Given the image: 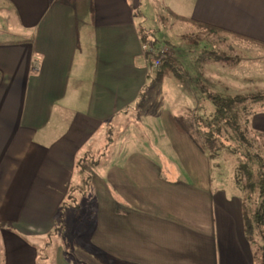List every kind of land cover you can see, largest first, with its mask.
Here are the masks:
<instances>
[{
	"label": "crops",
	"instance_id": "crops-1",
	"mask_svg": "<svg viewBox=\"0 0 264 264\" xmlns=\"http://www.w3.org/2000/svg\"><path fill=\"white\" fill-rule=\"evenodd\" d=\"M4 1L14 9L19 29L0 31L5 36L0 37V264H44L42 249L50 237L55 260L48 264H80L81 257L78 262L61 260L60 247L55 250L61 241L57 234L69 231L64 221L74 208H65L59 218L60 208L68 189L79 184L77 176L80 182L78 155L91 151L103 156L104 127L119 118L121 123L144 101L152 84L165 85L168 98L171 75L160 82L150 80L148 75L154 76L155 71L150 72L142 52L140 29L153 32L155 40L161 28L181 31L183 37L201 36V45L186 49L181 62H175L181 82L191 86L186 89L200 83L195 88L203 95L204 108L207 93L264 92V0ZM146 1L152 5L149 10ZM154 14L161 15L160 24L150 21ZM222 79L228 80L226 87ZM207 85L208 91L203 88ZM252 106L257 111L251 120L263 118V101ZM165 113L149 121L151 126H161L153 139L135 143L141 158L150 157L149 150L166 152L172 114ZM145 145H149L146 151ZM132 165L133 169L103 173L106 183L117 182L121 203L113 206L110 199L111 208L97 215L94 228L110 238L115 235L116 264L165 263L170 247L180 249L173 264H204L206 255L211 264H218L214 218L175 213L168 186L193 195L197 209L199 202L228 207L222 223L242 248L248 242L240 199L226 196L218 180L220 171L213 164L210 169H182L186 176L180 179L175 175L168 179L160 169ZM226 258L229 264L230 253ZM246 260L256 264L248 248Z\"/></svg>",
	"mask_w": 264,
	"mask_h": 264
},
{
	"label": "rangeland",
	"instance_id": "rangeland-1",
	"mask_svg": "<svg viewBox=\"0 0 264 264\" xmlns=\"http://www.w3.org/2000/svg\"><path fill=\"white\" fill-rule=\"evenodd\" d=\"M144 3L146 10H149L152 7V5L148 4L147 1ZM156 11H158V9ZM160 16L161 15L154 14L150 16V21L152 23L160 24L162 21ZM16 21L17 19L12 6H10V4L6 1L0 0V31L18 32L19 27ZM180 34L181 31H169L161 28L158 36L159 40H156V44L154 45L155 50L161 55L170 57L173 61H177V63H179L180 59L186 56V53L184 52L186 49L191 47L197 48L196 46L201 45L199 42L201 36L198 37V34H192L185 37ZM0 37L2 38L5 36ZM219 49L223 52H227V48L224 45H220ZM155 69L156 68L153 66L151 69L149 68L151 73H153ZM174 78L171 76L168 77V98L165 94V85L159 86L152 84L150 89L156 92L152 93L150 92L151 90L148 89L144 101L138 103L136 108H134L130 113H127L121 123L120 120L122 119L119 118L115 123L104 127V138L102 139L100 146H104L105 150L103 151V156L99 158L97 168L92 170L91 186L84 196L79 194L75 195L74 205H76L77 209L68 210L66 213L68 220L66 219L67 221H64L69 229L67 234L65 235V232H62L63 235L59 233L57 234V236L61 238V241L57 243L55 250L57 251V247H60L59 254L61 256V260H66L67 258V260L73 259V261L78 262L80 259L77 261V258L81 257V260L79 261L80 264H86L90 261L94 262V260L100 261L103 264H116L115 235L110 238L108 233H102L99 229L97 231L94 230L97 215L107 213L105 209L111 208L109 200L112 199L114 203L113 206H117L121 203L117 190V182L110 181V183H106V178L104 179L106 174L103 175L105 171H108L109 169H133L134 166L132 164L137 163V166L141 168L136 169H160L163 175H168V179L172 178L173 175H175L173 178L180 179L186 176L185 170L182 169L211 168L213 162L211 163L207 159V156H202L199 150L191 144V141L186 135L178 133L169 119L167 139L168 147L166 152L152 153L150 150L146 151L149 149V145H145V151L148 155L150 154V157L141 158L136 154L139 152L136 151L135 143L137 142L138 144L142 142L140 139H153L152 136L154 131L161 129V126L159 125L158 127L150 125L149 121L154 119V117L156 118L161 116L159 118H163L166 114L165 112L168 113V116L170 114L175 116H184L189 117L191 120L200 116L204 117V114L201 113L204 108L203 104H201L203 95L199 92V89L195 88V85L197 86V84L199 85L200 83L194 82V87L190 88L192 90L191 91L185 88V86L189 85L182 83L184 82L182 76L179 79ZM203 81L204 84L208 83V80ZM221 82V85L223 86L228 85V80L226 79H222ZM253 83L258 85L255 80ZM241 85L242 87H245L244 84ZM255 85L254 87L258 88V86ZM203 88L207 91L210 89L208 85ZM257 88L254 89L257 90ZM262 94H264L263 90H257L253 93H240L236 95L259 96ZM221 95L236 96L235 94L229 95L228 93ZM262 101L264 108V99ZM251 119L252 116L249 118L250 127L256 133L255 135L252 133L251 136L254 135L257 139L256 141H261V139L264 140V117L255 121H252ZM145 123H147V127L142 125ZM125 129H127V131H125ZM156 144L164 145V143ZM88 148H91V146ZM124 153L125 157L123 155ZM126 154H131V157ZM81 155L82 153L78 155L76 164ZM150 162L155 164L156 168H154ZM216 163L217 164L213 166V169H218L220 171V177H218V180H220L219 182L221 183L222 190L226 192V196H229L232 199H240L241 203V195L232 181L233 169L231 162L227 159L225 161L217 160ZM113 179H115V177ZM75 182L76 184L79 183L78 176ZM163 186L164 185L158 186L156 195L161 192L159 190L160 188L162 190ZM168 195L171 196L172 204L174 206L176 205L175 209L177 212L175 213L179 215L198 213L205 215L206 217L210 215L214 218V226L216 228V232L214 234L216 239L213 242V246L217 251L218 264H228L226 258L227 253H230L229 264H249L246 260V250L248 248L251 252H253V247L249 242H245L246 244L243 245V248L242 245H238L236 242V235H230L228 228H225V223H222L226 219V215L229 214L228 207L217 202H215L213 206L211 202H206V204L203 203V205L199 202L197 209L196 202L198 200L193 195H188L183 192L182 189L176 188L175 186H168ZM157 197L159 198L160 195ZM161 204V201H159L158 208ZM210 207H212V210H210ZM162 212H165L164 205L162 206ZM205 221H208V219H205ZM111 228L114 229L113 226H111ZM47 241L49 242L47 243ZM47 241L45 243V247L42 249L41 255L42 260H44V264L51 263L52 260H55L52 238L50 237ZM71 247H73L75 254L72 253L73 251L70 249ZM179 251L180 249L178 247H170L168 260L165 263L160 262L158 264H173L172 262H175L177 257L176 252ZM204 264H211L209 255H206Z\"/></svg>",
	"mask_w": 264,
	"mask_h": 264
},
{
	"label": "trees",
	"instance_id": "trees-1",
	"mask_svg": "<svg viewBox=\"0 0 264 264\" xmlns=\"http://www.w3.org/2000/svg\"><path fill=\"white\" fill-rule=\"evenodd\" d=\"M138 35L142 45L156 44L153 32L140 29ZM147 65L151 69L152 65ZM180 71L176 62L167 57L155 69L153 78L151 75L148 77L156 82L166 75L179 79ZM263 99L264 94L223 96L207 93L205 108L201 111L204 117L191 120L189 117L170 115L175 129L189 136L197 148L207 154L213 166L217 160L229 159L231 162L232 181L241 195L244 236L253 247V258L257 264H264V140L256 141L249 118L257 111L252 104ZM101 154L86 151L79 158L76 169L80 182L68 189L59 218H62L65 208L77 209L75 195L84 196L89 190L92 170L98 166Z\"/></svg>",
	"mask_w": 264,
	"mask_h": 264
},
{
	"label": "built area",
	"instance_id": "built-area-1",
	"mask_svg": "<svg viewBox=\"0 0 264 264\" xmlns=\"http://www.w3.org/2000/svg\"><path fill=\"white\" fill-rule=\"evenodd\" d=\"M142 52L144 54L147 64H151L157 68L163 59L167 58L155 50L154 45H142Z\"/></svg>",
	"mask_w": 264,
	"mask_h": 264
}]
</instances>
